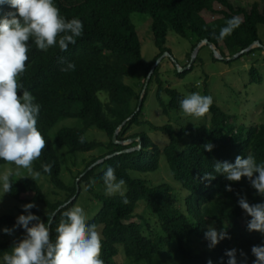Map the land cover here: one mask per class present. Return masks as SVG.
Here are the masks:
<instances>
[{"label":"trees","instance_id":"trees-1","mask_svg":"<svg viewBox=\"0 0 264 264\" xmlns=\"http://www.w3.org/2000/svg\"><path fill=\"white\" fill-rule=\"evenodd\" d=\"M55 5L66 19L82 20L84 32L67 51H61L58 45L43 51L30 40L29 59L18 82L41 106L37 128L45 138V147L33 161L31 170L0 160V167L7 164L13 167L11 197L22 203L34 202L37 207L30 211L45 223L51 221L50 238L55 241L56 228L65 219L63 214L75 207L79 199H85L84 191L91 193L96 205H89L90 195L86 208L95 215L87 222L102 233L104 264H171L162 254L165 244L171 246L173 264H208L209 260L212 264H227L226 251L233 248L237 250L238 264H254L256 257L251 249L264 244V233L248 230L251 217L238 201L246 197L250 204H256L264 202V197L257 194L246 177L235 182L228 181L223 174H216L211 182L201 178L206 172L214 174L217 161L234 163L237 156L253 155L257 163H264V123L237 126L235 116L226 112L206 87L204 95L213 97L209 126L201 129L196 125H175L173 117L184 113L180 101L186 96L177 88L165 86L160 64L149 81L146 79L160 57L166 52L172 54L167 46L170 29L184 38L197 37L194 49L209 39L224 57H232L258 41L263 45L258 25L264 24V0L253 3L248 0L245 3L238 0H55ZM9 10L7 4L0 6V15ZM135 12L146 13L151 18V31L158 49L151 62L143 58L142 42L132 21ZM233 17H239L242 23L231 35L221 39L220 30ZM259 47L254 45L235 59L255 54ZM213 55L219 59L214 51ZM69 62L75 64V70L61 71ZM194 62L184 71L176 69V75L184 78L194 70ZM250 74L253 82L262 83L263 73L257 66H252ZM154 83L158 86L157 102L163 115L170 119L160 125L141 119ZM17 94L21 95V90ZM142 96L143 105L139 110ZM140 125L148 127L136 131ZM120 126L117 140L141 137L140 149L125 151L137 146L138 141L128 145L115 143L114 135ZM95 127L109 137L108 151L93 155L88 161L84 155L85 168L78 171L70 185L63 176L66 171H73L70 164L78 166L77 157L104 144L88 138V131ZM153 133L166 136L169 143L161 148L152 138ZM209 142L215 145L212 151L203 148ZM109 154L115 155L106 158ZM162 154L173 179L188 191L185 209L175 206L171 183L154 184L135 175L158 171ZM101 158L106 159L92 167ZM45 164L51 165V173L43 171ZM108 166L113 167L118 180L125 181L126 204L119 194L106 195V190L99 188L104 185L103 171ZM40 176L58 189L54 193L64 191L66 198L51 200L43 190ZM229 184L231 191L226 188ZM141 204L159 220L158 233L154 236L144 232V223L148 229L151 225L138 213ZM21 214L26 213L23 210ZM21 214H1L0 227L24 231L22 227H14ZM211 221L225 224L223 231L230 237L213 248L204 235ZM193 238L199 241L200 248L190 247ZM17 241L13 238L0 242V261L5 254H11ZM120 254L125 255L122 263L116 260Z\"/></svg>","mask_w":264,"mask_h":264},{"label":"clouds","instance_id":"clouds-1","mask_svg":"<svg viewBox=\"0 0 264 264\" xmlns=\"http://www.w3.org/2000/svg\"><path fill=\"white\" fill-rule=\"evenodd\" d=\"M4 4L9 5L10 10L0 15V160L31 170L33 161L41 156L45 147V138L37 128L41 106L35 103L32 93L18 82L29 59L30 40L43 51L57 45L61 51H67L83 35L84 24L79 18L68 20L63 17L55 0H0V6ZM241 23L239 17L229 19L220 30L219 37L223 39L231 35ZM69 70H75L74 63L69 62L61 69L65 72ZM18 90H21V95L17 94ZM212 104V96L192 93L180 101V108L187 115L204 117ZM136 138H140L141 145L138 140H134L139 144L131 148H141L142 139ZM131 139L134 138L125 142L132 144L134 141H129ZM214 147L210 142L203 145L207 151H212ZM131 148L126 149L127 152ZM42 167L44 172L51 173V165L45 164ZM256 173L258 175H254ZM216 174H223L225 179L234 182L246 177L257 194L264 197V163H257L253 155H247L246 158L237 156L234 163L217 161L214 174L206 172L201 179L211 182ZM102 178L106 194L119 193L126 204L128 201L123 191L125 181L118 180L112 166L103 171ZM11 187L10 173L0 175L2 195L11 191ZM226 188L232 190L230 184ZM238 203L251 217L247 224L248 230L264 233V202L250 204L246 197H241ZM35 207L37 205L34 202L22 205L26 214L16 218L14 227H22L26 235L14 243L11 254H5L0 264H104L101 259L100 233L94 224L87 222L88 217L82 207L75 206L63 214L65 219L56 228L55 241L50 238L51 221H41L38 215L30 211ZM12 231L9 228L3 229L6 234ZM204 235L210 248L230 238L226 231L218 232L212 226L208 227ZM236 252L235 248L226 251L227 264H238ZM251 252L256 257L254 264H264V244L254 245ZM208 264H212V261L209 260Z\"/></svg>","mask_w":264,"mask_h":264},{"label":"rangeland","instance_id":"rangeland-1","mask_svg":"<svg viewBox=\"0 0 264 264\" xmlns=\"http://www.w3.org/2000/svg\"><path fill=\"white\" fill-rule=\"evenodd\" d=\"M238 1L245 3L247 0ZM255 1L261 2V0H248L249 3H253ZM132 21L137 26L138 34L142 42L143 58L146 62H151L158 52V49L155 45L153 32L151 31V18L146 13L135 12L132 14ZM258 27L264 44V24H259ZM197 42V37L192 36L190 38H184L174 30L170 29L167 46L172 52V58L169 55L165 56L159 63L161 65V69L163 70V74L161 73L162 77L164 80H166L164 82L165 86L177 88L185 96H188L192 93L204 95V89L208 87L217 103L230 115L235 116V122L238 123L237 126H253L264 123V45L263 47H259L260 50H258L255 54L245 55L242 58L233 59L231 62L215 59L212 48L209 45H206L200 49V52H198L199 59L194 62V70L188 73L184 78L178 77L175 72L176 69H178L176 62L182 67H186L191 64L192 55L196 49H194V45ZM260 51L263 52L260 53ZM168 53L171 54L170 52ZM189 56H191V58ZM253 65L257 66L262 71V83H256L251 80L250 71ZM146 80H148V78ZM127 82L130 84L133 83L129 79H127ZM157 88V83H154L152 90L149 92L145 111L141 119L145 122L149 121L160 125L170 119L169 117L163 115L162 109L157 102V98L155 97ZM210 120V112L205 114L204 117H196L193 115H187L185 113H181L178 116L174 115L173 117V122L175 125H196L201 129L208 127ZM62 122L67 124L71 123L69 120H64ZM73 124L75 123L73 122ZM147 127V125H140L135 130L139 131L142 128L147 129ZM135 130L131 131V134L134 133ZM87 136L91 141L97 140L99 142H103L104 144L95 148L92 152H86L80 157H77V162L79 163L78 166H73V164H70L73 171H66L63 175L64 180L70 185L75 181L74 176L78 173V171L85 168L86 163H83L84 155L86 156L85 161H88V159H90L93 155L99 156L101 154H105L108 151L107 145L109 144L110 140L107 134L101 129L97 127L92 128L88 131ZM152 138L159 142L161 148L169 143L168 138L164 135L161 136L153 133ZM125 141L123 142L124 145L130 143H126ZM101 159H98L97 161H101ZM96 165L98 164L94 163L92 167ZM12 171L13 167L10 164L0 167V175L11 173ZM170 172V166L166 161L164 154H162V161L158 171L135 173V175L136 177L140 176L142 178H147L154 184L171 183L173 188L172 195L174 196L173 202L175 206H182L185 209L186 206L184 202L188 191L173 179ZM40 181L43 183L44 192L51 200L58 201L66 198L64 191H56L54 193V191L58 189H56V187L46 178L40 176ZM99 188L106 190L104 185L103 187ZM123 191H126L125 185L123 186ZM90 195L91 199L89 205H96L93 195L91 193L88 194L86 191H84L82 196L85 197V199H79L76 205L84 209L88 220L95 215V213L92 214L93 211L86 208L88 206L87 197L89 198ZM24 204L26 203L19 202L12 198L9 192L3 195L2 192H0V215L4 213L21 214L23 211L22 205ZM98 204L101 206L100 202H98ZM40 208H43V206ZM137 210L139 215L145 216L146 220L151 225V228L148 229L147 223H144L145 234L150 237L156 235L158 233L156 228L159 226V220L147 211L144 204H141ZM138 221L142 223V218H139ZM210 224L212 227L216 228L218 232L225 230L226 228L225 224H216L213 221H211ZM4 228L9 227H0V242L13 238L20 240L26 235L25 231H21L16 228H9L13 229V231L11 234H6L3 232ZM99 233L102 234L101 231ZM190 242V247L192 248L198 249L201 247V244L196 238H193ZM170 250L171 246L169 244H165L162 254L168 262L173 264L172 260L174 258L171 255ZM116 260L118 263H122L125 260V255L120 254Z\"/></svg>","mask_w":264,"mask_h":264},{"label":"water","instance_id":"water-1","mask_svg":"<svg viewBox=\"0 0 264 264\" xmlns=\"http://www.w3.org/2000/svg\"><path fill=\"white\" fill-rule=\"evenodd\" d=\"M203 43H206V44H208V45H210V46L212 47V49H213L215 55L217 56V58H219V59H225V60H232V59H235V58H237L238 56H240L242 53H244V52L250 50L251 48H253L254 45H256V44H261V43L258 41V42H256L255 44H253L252 46H250L248 49H246V50H244V51H242V52H240V53H237V54L233 55L232 57H224V56L221 54V52L217 49V46H214L213 43L210 42L209 39H205L204 41H202V42L198 45V47H196V49H195V51H194V53H193V55H192L191 64L195 61V59H196V57H197V55H198L199 49H200V47L203 45ZM166 55H169V56L172 58V54H169L168 52H166L162 57H160V58L158 59L157 63L153 66V68H152V70H151V72H150V74H149L148 81H149V79H150V77H151V75H152V72H153L154 69L156 68V66L160 63V61H161V60L164 58V56H166ZM177 64H178V63H177ZM191 64H190L189 66L185 67V68H183V67H181V66L178 65V66H179V67H178V68H179V71H183V70H185L186 68H189V67L191 66ZM143 99H144V96H142V98H141V100H140L139 110L142 108V105H143ZM123 125H124V124H123ZM123 125H122V127H123ZM122 127H121V128L119 127V129L116 131V133H115V135H114L115 143H121V144H123L121 141H118V140H117V136H118V134L120 133ZM134 140H138V141L140 142V145H141V140H140V138H136V139L134 138V139H131L130 141L133 142ZM139 148H140V146H138V147H136V148H131L129 151H132V150H135V149H139ZM125 151H127V150H125ZM115 154H116V153H115ZM115 154L108 155L106 158H109V157H111V156H113V155H115ZM106 158H103V159H101V161H97V162H95V163H96V164L102 163ZM78 191H79V188H78ZM74 198H75V197H74ZM74 198H73V199H74ZM73 199H71V200H73ZM71 200H70V201H71ZM65 205H66V204H65ZM65 205H64V206H65Z\"/></svg>","mask_w":264,"mask_h":264}]
</instances>
